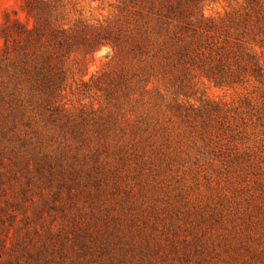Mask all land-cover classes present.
<instances>
[{
  "label": "trees",
  "instance_id": "obj_1",
  "mask_svg": "<svg viewBox=\"0 0 264 264\" xmlns=\"http://www.w3.org/2000/svg\"><path fill=\"white\" fill-rule=\"evenodd\" d=\"M118 3L119 17L113 21L108 19L97 27L78 23L67 28L58 24V13L48 0H27V24L7 22L0 29V185L11 176H25L26 187L21 193L26 199L32 186L50 189L60 180L64 186L52 195V203L60 202L58 221L63 225L59 234L66 231L67 209L69 212L71 203L77 200L72 190L76 186H99L104 178L106 185L121 194L125 192L120 186L118 168L105 169L100 148L92 146L99 136L103 140L104 129L115 125L120 116L109 110L104 117L91 113L92 118L69 110L64 102L78 70L79 61L75 58L82 53L81 49L90 55L110 47L114 58L120 60L122 65L115 76L118 80L111 84L110 96L117 94V97L122 92L128 98L136 88L144 94L159 93L158 86L163 85L177 96L188 98L189 91L210 86L239 96L234 109L235 123L245 122L255 114L251 96L259 93L264 99V0H118ZM213 7L221 8L222 12L207 16V9ZM105 76L112 75L98 77L99 85ZM82 83L90 84L83 80ZM102 90L106 89L102 86ZM181 105L184 104L175 106L177 112L190 118L192 112L183 114ZM187 106L194 110V105ZM201 109L203 120L216 119L220 126L227 123L231 127L226 105L207 102ZM41 124L59 126V142L46 139L40 131ZM90 131L97 139H91ZM101 144L104 148L114 145L109 141ZM82 160L87 165L79 168ZM88 170L96 176L94 179L88 176L83 184L81 176ZM123 195L116 209L125 212L139 197ZM41 198L47 205L43 194ZM122 212L125 218L116 216L117 222L125 223L126 219L133 224ZM86 223L87 232L74 222L70 231L76 234H63L55 240L61 244L64 264L67 260L71 264H204L201 241L197 240L192 250L190 243L182 247L170 242L166 248L150 234L94 237L89 233L94 228L90 229ZM137 226L134 224V229ZM55 227L53 223L47 234H56ZM143 230L136 231L143 233ZM69 235H73L72 240Z\"/></svg>",
  "mask_w": 264,
  "mask_h": 264
},
{
  "label": "rangeland",
  "instance_id": "obj_2",
  "mask_svg": "<svg viewBox=\"0 0 264 264\" xmlns=\"http://www.w3.org/2000/svg\"><path fill=\"white\" fill-rule=\"evenodd\" d=\"M48 1L58 13V24L67 28L78 23L97 27L119 17L118 0ZM26 2L0 0V29L7 22L27 24ZM219 12L221 8H208L206 15L213 17ZM81 50L75 58L79 61L78 70L64 102L69 110L92 118L91 113L104 117L109 110L120 116L115 125L104 129L103 140L100 136L95 138L92 131L89 136L97 139L92 146L100 148L105 169L118 168L123 194L139 197V201L122 212L116 208L125 195L106 185L104 178L99 186H76L72 190L77 200L71 203L69 212L67 209L66 231L59 234L63 225L58 221L60 202L52 203V195L64 186L61 181L57 180L50 189L42 184L43 188L34 185L24 199L21 190L26 187L25 176H11L0 185V264H64L61 244L55 240L63 234H76L70 231L74 222L86 231V221L90 229L94 228L89 232L94 237L150 234L166 248L170 242L182 247L190 243L192 250L195 242L201 241L204 264H264V99L261 95L251 96L255 114L238 123L233 118L239 96L210 86L189 91L188 98L177 96L163 85L158 86L159 93L144 94L136 88L125 104L130 96L125 98L121 92L112 97L108 93L111 84L118 80L116 71L122 65L114 58L112 49L103 47L90 55ZM103 74L112 76H105L99 85L97 79ZM82 80L90 84L83 86ZM207 102L227 106L230 128L227 123L220 126L216 119L203 120L201 108ZM177 103L184 104L183 114L192 112V116L179 114L175 109ZM187 104L194 105V110ZM41 129L46 139L53 142L61 139L59 126L41 124ZM102 141L114 145L100 147ZM115 145L120 148H114ZM84 164L82 160L79 168ZM88 176L93 178L96 174L91 170L84 172L83 184ZM63 203L69 204L64 200ZM120 212L128 215L133 224L126 219V224L117 222L116 216L125 218ZM53 223L57 233L47 234ZM134 224L138 225L136 229ZM142 229L143 233H137L136 230ZM69 237L73 239V235ZM66 263L71 264L69 260Z\"/></svg>",
  "mask_w": 264,
  "mask_h": 264
}]
</instances>
